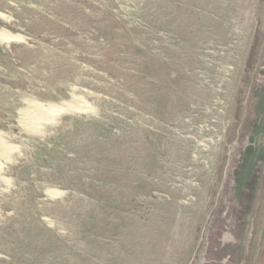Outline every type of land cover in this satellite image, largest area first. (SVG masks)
Masks as SVG:
<instances>
[{
	"label": "rangeland",
	"instance_id": "rangeland-1",
	"mask_svg": "<svg viewBox=\"0 0 264 264\" xmlns=\"http://www.w3.org/2000/svg\"><path fill=\"white\" fill-rule=\"evenodd\" d=\"M0 14V264H259L264 0Z\"/></svg>",
	"mask_w": 264,
	"mask_h": 264
},
{
	"label": "bare ground",
	"instance_id": "bare-ground-1",
	"mask_svg": "<svg viewBox=\"0 0 264 264\" xmlns=\"http://www.w3.org/2000/svg\"><path fill=\"white\" fill-rule=\"evenodd\" d=\"M1 15V14H0ZM4 15V14H3ZM20 35H16L13 33H1L0 32V39L3 40H13L19 38ZM8 43V42H7ZM36 107L38 108L39 111V117L37 115V121L34 119V127L35 129H40L42 125L45 123L54 121L58 115H60L63 112H72L75 110H81V111H90L91 106L83 99H78L77 102H61V103H53V104H42V103H36ZM35 108V106H34ZM33 109V108H32ZM34 111V109H33ZM37 111V110H36ZM66 114V113H64ZM28 115V114H27ZM63 115V114H62ZM31 117V116H30ZM27 118V117H26ZM59 118V117H58ZM32 119V118H31ZM27 120V119H26ZM55 122V121H54ZM56 123V122H55ZM31 124V123H30ZM46 126V125H45ZM31 128V127H30ZM44 129V128H43ZM41 130V129H40ZM34 131V130H33ZM2 132V131H0ZM41 133V132H40ZM7 142V141H6ZM3 144V143H2ZM8 148V147H7ZM5 154V153H4ZM9 153H7L8 155ZM4 160V159H3ZM5 162V161H4ZM1 164V161H0ZM1 180V179H0ZM2 181V180H1ZM53 195H59L61 194L60 191H52Z\"/></svg>",
	"mask_w": 264,
	"mask_h": 264
},
{
	"label": "water",
	"instance_id": "water-1",
	"mask_svg": "<svg viewBox=\"0 0 264 264\" xmlns=\"http://www.w3.org/2000/svg\"><path fill=\"white\" fill-rule=\"evenodd\" d=\"M259 264H264V242H263V247H262V252H261V258Z\"/></svg>",
	"mask_w": 264,
	"mask_h": 264
}]
</instances>
